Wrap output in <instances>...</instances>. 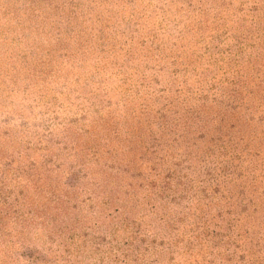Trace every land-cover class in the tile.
Listing matches in <instances>:
<instances>
[{
  "label": "rangeland",
  "instance_id": "obj_1",
  "mask_svg": "<svg viewBox=\"0 0 264 264\" xmlns=\"http://www.w3.org/2000/svg\"><path fill=\"white\" fill-rule=\"evenodd\" d=\"M46 1L0 0V264H264V0Z\"/></svg>",
  "mask_w": 264,
  "mask_h": 264
},
{
  "label": "trees",
  "instance_id": "obj_2",
  "mask_svg": "<svg viewBox=\"0 0 264 264\" xmlns=\"http://www.w3.org/2000/svg\"><path fill=\"white\" fill-rule=\"evenodd\" d=\"M13 1L14 2H17V3H20L22 5L23 11L21 13L23 15V18H25V17L27 18L26 12L28 10H31L32 11L31 13H33V11H34V13L36 12L37 14H32L34 16L35 15H38V16H43L44 15V12L42 10H40V9L38 10V9L35 8L36 7V3L39 0H27V1H23V0H13ZM40 1L44 2V4H46L47 5V8H48V3H47L48 1H46V0H40ZM5 8L6 9H9L10 7H9L8 4H5ZM38 28H40V26H38ZM211 58H213V57L211 56ZM221 157H226V156L222 155ZM230 163H231L230 166H233L234 161H231ZM218 168H220V166ZM200 251H202V248H201ZM194 258H197V260H198L199 256L198 255L197 256H194ZM250 261H252V259H250ZM197 263H198V261H197Z\"/></svg>",
  "mask_w": 264,
  "mask_h": 264
}]
</instances>
